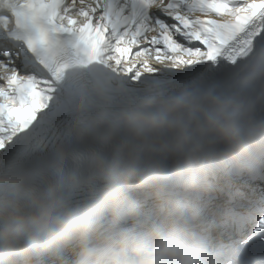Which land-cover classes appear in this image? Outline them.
Here are the masks:
<instances>
[{
    "label": "clouds",
    "instance_id": "9594fccd",
    "mask_svg": "<svg viewBox=\"0 0 264 264\" xmlns=\"http://www.w3.org/2000/svg\"><path fill=\"white\" fill-rule=\"evenodd\" d=\"M42 16L0 0V38ZM48 57L65 66L72 119L37 174L0 159V264H250L215 197L264 169V53L229 89L163 77L132 88L69 49Z\"/></svg>",
    "mask_w": 264,
    "mask_h": 264
},
{
    "label": "snow or ice",
    "instance_id": "6c2138e0",
    "mask_svg": "<svg viewBox=\"0 0 264 264\" xmlns=\"http://www.w3.org/2000/svg\"><path fill=\"white\" fill-rule=\"evenodd\" d=\"M29 3L42 10V26L26 24L0 38V159L30 176L44 166L40 154L72 119L61 83L65 66L50 60L51 46L71 50L80 63L105 68L132 88L155 77L216 83L222 70L264 53V0ZM260 172L239 190L215 197L225 239L239 243L250 264H264V195L252 183Z\"/></svg>",
    "mask_w": 264,
    "mask_h": 264
},
{
    "label": "bare ground",
    "instance_id": "6f19581e",
    "mask_svg": "<svg viewBox=\"0 0 264 264\" xmlns=\"http://www.w3.org/2000/svg\"><path fill=\"white\" fill-rule=\"evenodd\" d=\"M213 18H217V17L213 16ZM154 34L156 33H150L149 35L151 36ZM21 74H24V73H21ZM237 79H238V76H237L236 69H224L217 74L216 84H218L222 89H229L236 84ZM254 83H255L254 81H249L247 85L245 86L251 87Z\"/></svg>",
    "mask_w": 264,
    "mask_h": 264
}]
</instances>
